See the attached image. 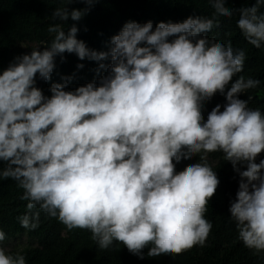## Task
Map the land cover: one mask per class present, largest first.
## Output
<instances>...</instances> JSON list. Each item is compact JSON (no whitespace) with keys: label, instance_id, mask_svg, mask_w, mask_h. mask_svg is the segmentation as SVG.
I'll use <instances>...</instances> for the list:
<instances>
[{"label":"clouds","instance_id":"1","mask_svg":"<svg viewBox=\"0 0 264 264\" xmlns=\"http://www.w3.org/2000/svg\"><path fill=\"white\" fill-rule=\"evenodd\" d=\"M72 2L65 0L52 19L79 21L96 0L69 10ZM209 3L211 17L155 28L152 21L130 20L111 37L108 51L78 39L75 24L67 32L53 24L48 32L54 38L43 51L33 47L0 74V179L23 189L22 227L37 228L43 211L69 230H89L101 249L119 241L141 259L146 247L147 256L156 257L202 246L213 227L207 205L220 183L208 154L221 152L240 177L229 208L238 238L264 252V159L256 162L264 152V112L239 98L260 81L233 80L245 52L206 35L219 27L218 18L238 15L245 39L261 48L264 0L240 8L228 7V0ZM65 52L97 62L110 57L111 63L99 64L98 73L107 70L99 83L69 91L73 77H62L46 96L36 86L37 74L49 80L55 58L64 59ZM217 92L227 102L205 120L204 103ZM197 154L199 162L176 172L177 164ZM5 238L0 230V241ZM0 264L26 260L0 247Z\"/></svg>","mask_w":264,"mask_h":264},{"label":"trees","instance_id":"2","mask_svg":"<svg viewBox=\"0 0 264 264\" xmlns=\"http://www.w3.org/2000/svg\"><path fill=\"white\" fill-rule=\"evenodd\" d=\"M65 0H0V74L15 61L17 56L31 54L32 48L39 45L43 51L54 33L48 28L53 24L65 26V32L75 24L79 31L77 38L86 42L87 46L96 51H108L111 37L118 34L123 25L132 20L139 23L153 22V28L159 22H183L188 17H211L214 9L209 0H96L94 7L79 21L69 18L67 21L52 19V13ZM256 0H228L227 6L240 8L252 6ZM86 5L82 0H73L67 7L83 9ZM260 12H264V5ZM219 19V27L206 35L209 39L227 44L232 43L234 49L245 52L243 70L233 77L252 78L260 81L256 88L248 89L239 98L248 100L250 108H260L264 112V46L256 48L248 43L237 26L238 15ZM173 39L170 37L169 40ZM55 58L56 67L49 80L36 77V86L43 94L51 96L49 91L53 83H64L62 77L72 76L66 90L72 91L93 80L99 83L100 76L107 70L97 69L100 63L110 64L111 58L105 61L80 60L74 53L63 54ZM83 64V68H77ZM230 87V85H229ZM228 89H225V92ZM249 97L251 99L249 100ZM225 95L217 92L204 103L205 120L208 113L220 104L221 110L226 103ZM199 155L190 160H182L176 165V172L184 171L191 164L199 162ZM264 159V152L257 156L256 162ZM209 164L215 170L220 183L207 205L205 218L213 227L204 245H195L179 254L147 256L148 247L142 251L144 258L131 253L122 242L114 241L107 249H101L92 239L87 229L74 228L69 230L56 217H49L41 211L39 226L26 229L21 226L18 217L24 214L28 201L22 200L23 189L11 178L0 179V230L6 234L0 247L27 237L30 245L20 252L25 256L26 264H264V252H256L244 246L238 238V230L231 219L229 211L231 202L236 199L239 188V174L233 169L230 161L223 159V153L208 154ZM175 163V161H173ZM0 161V168L3 167ZM242 170H244L242 168Z\"/></svg>","mask_w":264,"mask_h":264},{"label":"rangeland","instance_id":"3","mask_svg":"<svg viewBox=\"0 0 264 264\" xmlns=\"http://www.w3.org/2000/svg\"><path fill=\"white\" fill-rule=\"evenodd\" d=\"M29 245H30L29 240L27 239V237L24 236L22 238H18L17 240L12 241V242L4 245L2 247L8 252V251H11L13 249L21 250L23 248H26Z\"/></svg>","mask_w":264,"mask_h":264}]
</instances>
